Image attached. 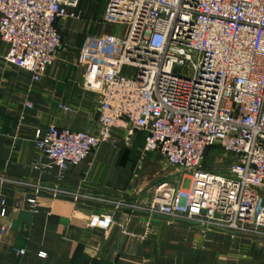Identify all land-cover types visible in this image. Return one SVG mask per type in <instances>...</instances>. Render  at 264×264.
Returning <instances> with one entry per match:
<instances>
[{
  "label": "built area",
  "instance_id": "2783aa9c",
  "mask_svg": "<svg viewBox=\"0 0 264 264\" xmlns=\"http://www.w3.org/2000/svg\"><path fill=\"white\" fill-rule=\"evenodd\" d=\"M79 2L0 0L6 61L40 81L63 45L58 21L79 19ZM105 20L127 33L116 58L103 55L104 39L84 54L85 74L100 88L99 131H38L46 166L62 180L114 129L127 132L128 145L144 132V152L161 154L174 179L156 185L149 202L116 208L264 240V0H109ZM183 68L189 76L177 73ZM210 152L230 161L225 172L205 167ZM0 184L32 189L33 209L42 194L105 202L3 177ZM112 223L93 217L90 225Z\"/></svg>",
  "mask_w": 264,
  "mask_h": 264
},
{
  "label": "crops",
  "instance_id": "0c3cea01",
  "mask_svg": "<svg viewBox=\"0 0 264 264\" xmlns=\"http://www.w3.org/2000/svg\"><path fill=\"white\" fill-rule=\"evenodd\" d=\"M108 4L80 0L79 19L58 21L63 45L40 81L6 61L9 47L0 37V177L105 201L42 194L33 209L32 189L0 184V264H264V240L112 204H145L172 175L161 154L144 152V132L128 145L127 132L114 129L111 141L62 180L57 167L46 166L38 131H99L100 88L85 74L84 54L104 39L103 55L116 58L127 33L124 24L105 20ZM109 216V228L91 227L93 217Z\"/></svg>",
  "mask_w": 264,
  "mask_h": 264
},
{
  "label": "rangeland",
  "instance_id": "374dc122",
  "mask_svg": "<svg viewBox=\"0 0 264 264\" xmlns=\"http://www.w3.org/2000/svg\"><path fill=\"white\" fill-rule=\"evenodd\" d=\"M177 73L179 75H185V76L190 75L189 71L186 68L177 70ZM220 154H221L220 152L210 153L207 160H206L205 167H209L210 169H214L216 172H225L230 161L228 159L223 158ZM214 161H215V163H213ZM170 170H171V172H170ZM170 170H169L170 174L174 175V171L172 169H170ZM173 179L174 178L170 177L169 181H172Z\"/></svg>",
  "mask_w": 264,
  "mask_h": 264
}]
</instances>
